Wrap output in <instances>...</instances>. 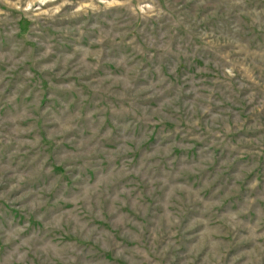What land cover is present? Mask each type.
<instances>
[{"label":"rangeland","instance_id":"obj_1","mask_svg":"<svg viewBox=\"0 0 264 264\" xmlns=\"http://www.w3.org/2000/svg\"><path fill=\"white\" fill-rule=\"evenodd\" d=\"M0 264H264V0H0Z\"/></svg>","mask_w":264,"mask_h":264}]
</instances>
